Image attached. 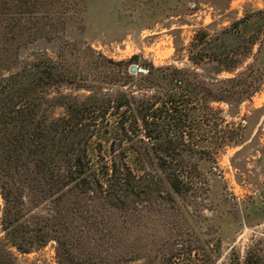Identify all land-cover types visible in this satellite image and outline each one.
<instances>
[{"label": "trees", "instance_id": "1", "mask_svg": "<svg viewBox=\"0 0 264 264\" xmlns=\"http://www.w3.org/2000/svg\"><path fill=\"white\" fill-rule=\"evenodd\" d=\"M84 13L81 0H0L4 244L24 254L54 242L58 264H217V156L243 126L214 103L236 116L264 82L254 61L231 73L264 34V9L196 30L192 66L136 73L133 57L114 61L79 39ZM115 85L58 118L41 114L51 89Z\"/></svg>", "mask_w": 264, "mask_h": 264}, {"label": "rangeland", "instance_id": "2", "mask_svg": "<svg viewBox=\"0 0 264 264\" xmlns=\"http://www.w3.org/2000/svg\"><path fill=\"white\" fill-rule=\"evenodd\" d=\"M84 5V31H76L81 41L114 61L134 58L131 64L192 66L187 46L195 31L212 24L211 32L227 26L246 11L264 9V0H81ZM227 7V8H225ZM260 46V54L257 49ZM257 56V59L255 56ZM264 67V34L251 54L231 71L238 73L250 62ZM130 64V65H131ZM121 80L120 66L112 65ZM209 65L197 67L199 72ZM223 72L218 77L231 74ZM215 76V75H212ZM120 85L88 91L54 88L46 95L41 114L50 118L63 115L69 104L80 105L91 94L120 90ZM228 121L241 124V142L217 156L222 178L212 190L223 211L221 256L217 264L243 263L246 254L264 264V82L249 100L240 104L239 114H227L228 106L214 103ZM223 200V202H219ZM0 196V217L2 208ZM205 212L210 215L209 210ZM1 228V225H0ZM55 243L30 253H18L3 241L0 229V264H58Z\"/></svg>", "mask_w": 264, "mask_h": 264}, {"label": "water", "instance_id": "3", "mask_svg": "<svg viewBox=\"0 0 264 264\" xmlns=\"http://www.w3.org/2000/svg\"><path fill=\"white\" fill-rule=\"evenodd\" d=\"M130 72L136 73V72H147L148 69L144 66H138L136 64H131L129 67Z\"/></svg>", "mask_w": 264, "mask_h": 264}]
</instances>
